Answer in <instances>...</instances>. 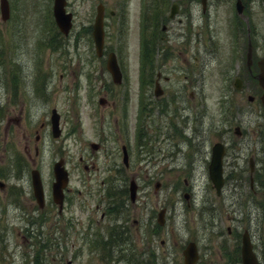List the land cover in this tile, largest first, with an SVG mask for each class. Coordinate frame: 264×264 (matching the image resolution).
<instances>
[{
    "label": "rangeland",
    "instance_id": "1",
    "mask_svg": "<svg viewBox=\"0 0 264 264\" xmlns=\"http://www.w3.org/2000/svg\"><path fill=\"white\" fill-rule=\"evenodd\" d=\"M147 1L67 0L66 9L73 14V25L68 36H63L52 24V0H9V18L3 20L0 17V180L3 181L8 172L9 177H20L22 170L38 167L47 198L50 199L52 164L61 157L69 172L68 186L72 192L68 206L61 214H58L54 204L47 202L44 208L47 215H41L26 197H21L25 211H19L0 190V264H67L68 261L69 264H130L126 257L121 259L118 256L135 254L144 258L146 251L142 249V244L148 241L150 246L153 244L148 249L153 253L149 261L147 258L149 264H182L181 248L188 236L195 234L202 240L200 253L204 258L203 263L210 262L206 255L212 253L214 264H217L216 260L223 264L227 260L221 259L215 248L218 243L225 253L232 249L226 225L237 226L233 232L239 244L241 220L252 231L256 229V220L250 221L241 215L240 218H232V221L225 220L221 229L212 231L207 242L210 226L201 227L191 214L194 212L196 217V208H202L204 200L207 204L212 200L204 165L196 162L195 169L187 167L189 164L185 160L189 149L184 141H180L178 161L166 163L161 160L154 167L141 161L145 155L131 149L138 92L139 20L142 5ZM173 1L157 2H162L161 11L166 13ZM177 1L181 4L189 2ZM99 2L105 7L106 53L109 50L115 52L123 70L120 84L112 82L105 68L106 53L103 57H97L91 34L84 31V27L92 24L95 7ZM233 3L234 0H223L219 6L225 13L218 22L217 35L225 44H228L229 34L225 14ZM246 9L257 46L253 54L261 56L264 53V0H249ZM109 10H113L114 14L109 15ZM170 26L179 32L177 27L181 25L174 22ZM148 30L152 32V28ZM157 30L160 28L157 27ZM168 32L163 31L161 34ZM187 58V70H202L204 79L202 89L198 86L189 87L186 94L190 88L198 91L196 108L203 112L204 107L199 105L201 102L211 110L212 106L209 105L225 93L224 87L228 81L220 80L217 72L212 76L210 64L204 68L205 56L201 51H197V54L190 51ZM226 64L227 58L224 57L221 60L222 66L217 69L223 70L221 67ZM177 65V58L160 59L161 71L171 76V86L179 84ZM171 67L175 70H171ZM248 94L255 96L254 103L246 102ZM100 96H105V105L99 103ZM258 96L255 85L244 91L241 100L245 104V112L239 120L248 143L244 144V152L252 151L257 155L258 151L264 157V115ZM53 107L60 115L61 134L58 137H52L50 130L49 116ZM152 113L153 118L159 117L157 121L163 126V117L157 116L156 112ZM204 118L208 120L209 112L206 111ZM185 128L187 134H192L190 123L185 124ZM215 138L216 135H207V149ZM242 141H245V137ZM91 142L98 143L99 148L92 150ZM123 143L130 150V167L122 172L121 185L127 186L130 178L135 176V171H138L139 177H136L139 183L145 174L147 176L137 192V212L127 209L129 217L122 219L124 215L120 213L119 222H114L120 223L123 228L121 236L117 238L120 249L117 245L105 255L98 248H92L91 243L102 238L110 230L105 232L107 224L113 223L112 219L102 220L100 217L103 193L101 182L108 177L117 178L113 167L122 164ZM80 157L83 158L81 162ZM18 161L22 164L20 175H17L16 169ZM84 163L93 164L95 170L84 171ZM27 177L25 175L23 179L26 181L29 179ZM184 178H192L190 188L194 208L186 206L181 188ZM156 182H160L157 190L154 189ZM162 206H166L169 213L166 227L159 228L152 241L150 236L147 241V233L142 234L140 224L136 228L134 219L143 222L149 218L147 225H154L157 212ZM123 207L121 211L128 208ZM186 221L190 224H186ZM258 223L260 225V220ZM263 235L264 232L261 239ZM141 237L142 240H139ZM162 239L165 242L163 246L160 243Z\"/></svg>",
    "mask_w": 264,
    "mask_h": 264
},
{
    "label": "flooded vegetation",
    "instance_id": "2",
    "mask_svg": "<svg viewBox=\"0 0 264 264\" xmlns=\"http://www.w3.org/2000/svg\"><path fill=\"white\" fill-rule=\"evenodd\" d=\"M198 1L199 0H189L188 3L184 2L183 4L177 0L171 2L169 12H166L164 16H161L163 23L161 22L160 26V30L169 32L165 35L149 37V44L146 43L148 50L145 46V50L139 53L138 80H141V74L146 72L147 68L150 69L151 64H153L152 70H154L155 73L151 77V84L153 86H156L157 84L161 86L163 89V95L155 97L151 92L150 94H146L142 106L140 103V87L138 88L139 98L137 97L136 100L138 113L135 115L134 124L135 143L139 153L146 148L145 141H147L148 144L150 143V139L146 138H149V136L146 135V132L150 129V121L139 120V109L141 106L143 109H146L148 116V106L156 104H165L166 106L163 112L164 121L162 126L163 128L166 127L168 129L166 142L170 147L168 148L169 150H167L170 152H164L162 157L166 163L178 161L177 153L181 149L180 141H184L189 149V153H187L185 160L187 161V164H189L187 167L195 169V163L198 162L199 164L204 165V168L207 169L211 156V148L209 147L207 149L205 147V141L207 135H216L214 142H221L224 149V153L221 157L223 176L222 186L220 190L217 191L212 182L206 180L210 185L212 200L210 201V204L204 206L203 210L196 212L197 216L195 218L199 224L210 226L212 229H215V232L222 228L225 220L230 219L232 221V218H239L240 215H243V218L247 217L250 221L256 220V229L254 231L250 229V226L246 227L244 220H241L240 225H242V232L239 237L241 238L246 232L251 241L252 250L256 255L257 264H264V235L262 236V239L260 238L261 234L264 232V168L261 152L257 151V155L252 151L244 152L245 143L242 141L243 131L240 124L235 125L240 128V134L238 135H235L233 129L230 127L234 120L238 121L237 119H240L244 114L245 107L241 100V94L245 88H250L249 85L252 84V81L249 79L250 76L255 78V72L252 68L248 67L246 63L247 37L245 41L241 34L235 33L233 38L230 36L228 37V44L227 42L225 44V42H223V40L217 35L218 22L221 21V16L225 13L224 10L219 8L220 3H222L223 0H207L204 6ZM235 1L236 0H234V3L230 6L227 15L225 14L226 25L228 26L232 24L233 20L237 22L238 20H243L239 15H237L236 19L234 18ZM240 1L243 6V13L248 15L246 6L249 0ZM174 4L176 7H174ZM172 7L175 9V14H171ZM152 15L158 18L160 16V11L156 13L154 12L151 16ZM174 22L181 25L178 26V35H175L174 28L170 26ZM189 27L191 29H189ZM157 39L160 41V44H157L154 49L150 50L154 47V43ZM256 48L257 47H255V50ZM190 51L194 54H197V51L203 53L205 56L204 68L210 64V74L212 76H214L216 72L217 75L221 73L217 67L222 66V58H227V64L221 68H226L228 66L229 59L237 62L236 70H233L229 63V68L221 73V76L223 77L222 80H225L229 77V73L233 72L234 76L232 81L229 82V86H234V78H240L239 84L241 88L239 90H232L233 93L237 94L235 106L233 108L234 115L231 111L233 101L227 98L226 95H223L221 99L216 98L212 104L209 105L212 106L211 110L208 109L206 104H201L200 102L199 105L204 107L203 112H201V109L196 108L195 92L190 90L188 93L189 99L185 98L184 90L192 86H198L202 89L204 79V72L202 70L199 75H196L195 73L191 75L190 72L186 71L187 56L190 55ZM167 57L178 59L177 72L180 76L181 82L175 91L169 88L168 84L164 83L163 86L161 84L162 79L165 81H168L169 79L168 76L161 75V66H159L160 59ZM171 70H175V68L171 67ZM197 93L199 92L197 91ZM192 108H195V110H192ZM157 111L159 112V108ZM206 111L209 112L208 120L204 118ZM185 113H188V115L191 116L189 121L192 132L190 135L187 134L186 138L183 135ZM191 143H193L192 147ZM157 148H159V146ZM149 151L150 149H148V152ZM151 160L152 158H149V161ZM184 166H186V162ZM85 169L88 170V167ZM137 172L138 171H135V176H139ZM26 173L27 170L24 171L20 178L6 177L0 182V190L4 192V196L7 197V199L13 203L19 211L22 209L25 211L24 206L21 204V197H26L33 203L36 209L39 210L40 214L45 215L46 212L44 211V207H39L35 203L31 180L28 179L25 181L23 179ZM6 176H9V174ZM191 180L192 178H184L183 180L185 185L184 188L189 194L191 192V189L189 188ZM206 186L208 185L206 184ZM69 190V188H66L64 191L65 204L64 207H62L63 211L64 208L67 207ZM132 205L133 213L135 211L137 212L135 204L132 203ZM108 211L109 209L106 207L101 211L100 217L102 220L107 217ZM148 220L149 218H146L144 222H140L137 218L134 219V224L136 228H138L140 224L142 231L147 233L146 236L148 237L145 239L148 241L150 235V240L152 241L153 228L152 225H147ZM259 220L260 225L258 223ZM236 230V225H226L227 235L232 248L229 249L227 253L224 252L222 246L216 243L217 246L215 250L218 252L219 257L221 259L223 258V260H227V263L223 264H242L240 254L241 243L239 244L238 237L234 236L233 232ZM194 241L195 243L198 242L201 247L202 240L197 237ZM149 242L150 241L146 242V247L149 246ZM160 243L163 244L164 241H161ZM206 256L210 259L208 264H214L212 253L207 254ZM205 260H207V258H205ZM203 261L204 258L199 254V259L196 264H204ZM216 263L222 264L220 260H216Z\"/></svg>",
    "mask_w": 264,
    "mask_h": 264
},
{
    "label": "water",
    "instance_id": "3",
    "mask_svg": "<svg viewBox=\"0 0 264 264\" xmlns=\"http://www.w3.org/2000/svg\"><path fill=\"white\" fill-rule=\"evenodd\" d=\"M204 2V0H202ZM65 0H53V15L55 18V22L58 25L59 29L64 33L67 34L69 28L71 27V13L65 12ZM0 14L1 18L4 20L9 15V5L7 0H0ZM92 38L95 45V49L98 55L102 52L103 46V6L98 4L96 7V15L94 18V22L92 24ZM259 65V73L257 74L258 82L262 88L261 94V102L264 107V58L258 61ZM106 66L109 72L111 73L112 79L114 82H120L121 80V73L119 71L117 61L115 59V55L111 52L107 56ZM102 102V100H100ZM59 115L55 111V109L51 110V129L52 135L58 136L60 133L59 129ZM91 146L95 149L97 148L96 144H91ZM216 149V146L214 147ZM215 151V150H214ZM218 154L215 157L213 156L212 162L209 166L210 176L212 178L215 175L218 176L220 173L219 168V161H218ZM216 158V160H215ZM123 161L127 164V153L123 148ZM53 174H54V181L52 183V196L53 200L57 202L59 205L62 203L63 198V191L62 188L66 185L68 177L67 172L63 167V160L60 159L53 164ZM32 182L34 188V194L39 204H43V190L41 186L40 176L37 170L32 171ZM219 186V183L217 184ZM135 194V186L133 182L130 183V196L131 198ZM161 220L159 219V222ZM242 261L243 264H255V258L253 257L250 251V245L246 238H243L242 241ZM184 256V264H194L197 259V250L193 243L188 244L185 249L183 250Z\"/></svg>",
    "mask_w": 264,
    "mask_h": 264
},
{
    "label": "trees",
    "instance_id": "4",
    "mask_svg": "<svg viewBox=\"0 0 264 264\" xmlns=\"http://www.w3.org/2000/svg\"><path fill=\"white\" fill-rule=\"evenodd\" d=\"M84 31L88 34L89 33V31H90V26H86V27H84ZM126 192H125V190H122V191H120L119 192V194H125ZM115 200L113 199V202H114Z\"/></svg>",
    "mask_w": 264,
    "mask_h": 264
}]
</instances>
